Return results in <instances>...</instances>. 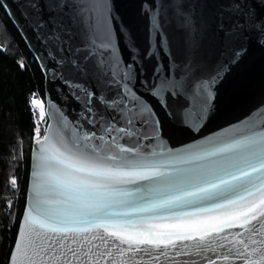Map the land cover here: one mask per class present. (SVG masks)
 <instances>
[{"label":"snow or ice","instance_id":"6c2138e0","mask_svg":"<svg viewBox=\"0 0 264 264\" xmlns=\"http://www.w3.org/2000/svg\"><path fill=\"white\" fill-rule=\"evenodd\" d=\"M246 4L234 0L229 38L251 31L264 43V17ZM160 8L186 34L195 31L183 0H162ZM51 9L47 39L66 53L59 62L100 88L70 82L82 101L79 119L71 127L49 124L42 138L36 128L32 203L11 264H264V119L180 149L166 146L155 135L158 122L150 125V107L130 87L133 73L111 59L103 0H51ZM189 49L188 78L200 71L195 35ZM243 55L241 45L200 84L194 123L211 104L210 85ZM175 86L163 80L150 91ZM31 105L44 120V102L33 95Z\"/></svg>","mask_w":264,"mask_h":264},{"label":"water","instance_id":"95a60500","mask_svg":"<svg viewBox=\"0 0 264 264\" xmlns=\"http://www.w3.org/2000/svg\"><path fill=\"white\" fill-rule=\"evenodd\" d=\"M99 2V0H97ZM162 0H103L105 22L111 35V59L120 70L131 71L130 87L139 97L141 106L151 109L150 125L158 122L162 142L174 149L199 143L209 137L244 128L249 120L264 119V43L256 33L249 31L241 38H229L236 21L234 0H183L192 15L195 31L186 34L179 21L167 11L161 10ZM243 3L244 0H241ZM7 4L3 10L22 37L36 60L44 77V105L47 124L64 121L69 127L80 117L82 101L75 95L70 82L85 89H99L94 79L76 76L59 61L66 53L47 39L54 15L51 0H0ZM37 7H31V4ZM255 3L256 7L251 5ZM153 4L156 7H153ZM249 11L264 17V7L259 0H247ZM153 16L160 23L157 29ZM38 22L44 27L38 26ZM195 35L199 72L186 77L185 61L189 57V36ZM73 41V46L79 44ZM243 46L244 55L223 73V78L210 85L213 93L211 104L199 122L193 121L192 113L198 108L200 84L206 82L217 65L229 61L232 53ZM131 65V69H128ZM163 80L176 86L153 96L150 86ZM158 91V90H157ZM83 93H81L82 95ZM65 117L67 118L65 120ZM148 134L153 135L151 127ZM33 140L25 203L18 224L10 256L15 251L24 216L32 203L33 179L37 149ZM182 264L183 259L179 258Z\"/></svg>","mask_w":264,"mask_h":264},{"label":"trees","instance_id":"16d2710c","mask_svg":"<svg viewBox=\"0 0 264 264\" xmlns=\"http://www.w3.org/2000/svg\"><path fill=\"white\" fill-rule=\"evenodd\" d=\"M33 95L44 102L43 74L0 8V264L8 262L24 208L36 128L41 137L47 124L31 105Z\"/></svg>","mask_w":264,"mask_h":264}]
</instances>
